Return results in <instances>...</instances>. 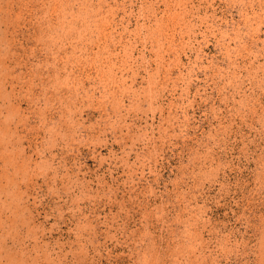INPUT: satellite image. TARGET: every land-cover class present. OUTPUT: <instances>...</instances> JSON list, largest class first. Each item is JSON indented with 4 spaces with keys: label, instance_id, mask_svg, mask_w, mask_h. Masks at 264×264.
Here are the masks:
<instances>
[{
    "label": "rangeland",
    "instance_id": "374dc122",
    "mask_svg": "<svg viewBox=\"0 0 264 264\" xmlns=\"http://www.w3.org/2000/svg\"><path fill=\"white\" fill-rule=\"evenodd\" d=\"M0 264H264V0H0Z\"/></svg>",
    "mask_w": 264,
    "mask_h": 264
}]
</instances>
